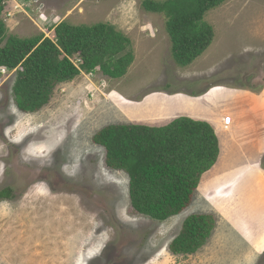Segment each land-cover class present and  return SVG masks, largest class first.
Returning a JSON list of instances; mask_svg holds the SVG:
<instances>
[{
	"label": "rangeland",
	"instance_id": "374dc122",
	"mask_svg": "<svg viewBox=\"0 0 264 264\" xmlns=\"http://www.w3.org/2000/svg\"><path fill=\"white\" fill-rule=\"evenodd\" d=\"M143 1L4 3V42L40 35L54 39L60 23L104 24L129 39L132 62L117 79L98 69L81 72L57 85L35 113L18 110L15 71L0 70V192L10 189L12 195L0 201V264H264V252L257 253L233 230L227 221L239 223L215 197L230 191L225 186L215 191L225 174L243 168L240 160L228 162L219 120L214 122L221 146L217 165L202 177L191 205L164 222L130 213L127 175L106 168L104 150L91 143L110 125L168 124L187 112L188 106L174 97L193 100L217 88L259 91L264 84V0H226L208 11L203 22L212 28V43L188 66L172 57L166 18L146 11ZM220 106L219 113L225 111ZM255 207L262 211L256 216L263 214L264 207ZM194 214L214 216L210 238L194 254L173 255L170 243ZM257 243L261 251L264 238Z\"/></svg>",
	"mask_w": 264,
	"mask_h": 264
},
{
	"label": "trees",
	"instance_id": "16d2710c",
	"mask_svg": "<svg viewBox=\"0 0 264 264\" xmlns=\"http://www.w3.org/2000/svg\"><path fill=\"white\" fill-rule=\"evenodd\" d=\"M6 1L0 0V70L15 71L13 96L23 113L37 112L57 85L69 83L81 72L92 74L98 69L117 79L132 62L129 39L104 24L79 27L60 23L53 29L54 39L40 35L4 42L7 32L1 16ZM224 1L144 0L142 6L166 18L172 57L176 64L188 66L212 43L213 31L203 22L204 15ZM91 143L104 150L106 168L127 175L130 213L157 222L178 216L191 205L202 177L220 155L213 128L189 117L159 127L106 126ZM261 167L264 169V158ZM8 199H12L11 190H2L0 201ZM215 223L213 215L188 216L169 251L194 254L210 238Z\"/></svg>",
	"mask_w": 264,
	"mask_h": 264
},
{
	"label": "crops",
	"instance_id": "0c3cea01",
	"mask_svg": "<svg viewBox=\"0 0 264 264\" xmlns=\"http://www.w3.org/2000/svg\"><path fill=\"white\" fill-rule=\"evenodd\" d=\"M213 90L187 101L184 104L188 106L187 112H181L183 114L176 117H189L208 123L213 128L218 141L219 135L214 122L219 120L218 126L225 127L223 129L227 160L230 164L240 160L243 168L238 174L229 173L228 176L225 174L224 184L217 187L215 191H219L224 186L230 191L221 198L217 195L215 197L224 209H228V213L239 223V227L226 220L227 223L257 253H263L264 247L261 251H258L256 247L257 242L264 238V210L263 214L256 216L255 214H260L262 211L255 205L264 207V188L260 186V183H264V169L261 167L264 156V85L259 91L249 88L231 90L217 88L219 92L211 93ZM219 105L225 106V111L222 110L219 113ZM179 111L178 106L176 112ZM224 112L225 117L231 118L229 126L223 125ZM219 147L221 154L220 143ZM249 160L252 162L249 163ZM214 194H211V197ZM247 200L250 202L249 205H245ZM240 204L243 205L237 208ZM248 238L253 240V243Z\"/></svg>",
	"mask_w": 264,
	"mask_h": 264
},
{
	"label": "built area",
	"instance_id": "2783aa9c",
	"mask_svg": "<svg viewBox=\"0 0 264 264\" xmlns=\"http://www.w3.org/2000/svg\"><path fill=\"white\" fill-rule=\"evenodd\" d=\"M2 70V74H5L7 70L5 69H1ZM223 125L224 126H229L231 124V118L230 117H225L223 120Z\"/></svg>",
	"mask_w": 264,
	"mask_h": 264
},
{
	"label": "water",
	"instance_id": "95a60500",
	"mask_svg": "<svg viewBox=\"0 0 264 264\" xmlns=\"http://www.w3.org/2000/svg\"><path fill=\"white\" fill-rule=\"evenodd\" d=\"M171 97H174V96H171ZM171 97H168V98H171ZM168 98H167V99H168ZM177 99H178V98H177ZM177 99H175V97H174L172 101L176 100V102H178V103H180V104H181V103H182V104H185L187 101H189V99H185L184 97H182V98L180 97L181 102L179 101L180 99H178V100H177ZM176 118H179V117H176Z\"/></svg>",
	"mask_w": 264,
	"mask_h": 264
}]
</instances>
